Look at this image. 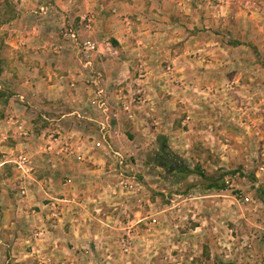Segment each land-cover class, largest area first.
<instances>
[{"label": "rangeland", "instance_id": "374dc122", "mask_svg": "<svg viewBox=\"0 0 264 264\" xmlns=\"http://www.w3.org/2000/svg\"><path fill=\"white\" fill-rule=\"evenodd\" d=\"M85 1L0 0V246L22 233L31 253H6L7 263L0 253V264H53L52 255L34 245L50 229L76 251V264H264V171L258 170L264 165V90L254 86L258 79L246 87L247 78L231 73L199 79L170 68V80L163 64L156 90L138 63L132 89L123 93L130 101L144 85L148 98L133 102L132 118L112 122L107 143L98 145L100 116L85 103L89 69L70 60L67 44L61 53L54 49L64 24L78 25L85 13L97 16ZM200 54L190 53V66L208 64ZM49 133L60 137L52 152L45 149ZM61 145L72 153H60ZM112 151L124 156L121 165ZM99 158L104 166L97 171ZM118 173L145 185L162 225L130 252L119 247V222L126 214L146 215L148 202L138 205L133 194L107 187ZM85 213L90 227L83 233L95 237L88 235L91 249L82 252L89 241L84 235L69 240L76 221L69 216ZM251 240L252 248L244 246Z\"/></svg>", "mask_w": 264, "mask_h": 264}, {"label": "crops", "instance_id": "0c3cea01", "mask_svg": "<svg viewBox=\"0 0 264 264\" xmlns=\"http://www.w3.org/2000/svg\"><path fill=\"white\" fill-rule=\"evenodd\" d=\"M94 1H85L86 7L97 11V16L92 29L84 35L97 43V55L102 53V49L104 51L100 56L101 62H97V57L95 62L102 66L104 87L113 96L124 95L127 87L132 89V75L138 63L144 64L149 84L152 79V88L155 86L156 90L160 87V76L164 74L158 73L163 64H169L177 75L189 78L231 73L232 77L247 78L246 87L253 85V79L257 78L260 84L254 86L264 90V0H100L99 5ZM58 39L60 41L59 36ZM69 48L70 60L78 64L75 51L71 46ZM201 51L209 57L208 64L196 62L197 65L190 66V53L200 58ZM156 76L159 79L154 82ZM59 77L61 79L64 75L61 73ZM242 84L236 91L244 88ZM85 92V103H88V85H85ZM121 120L128 122L123 113L120 114ZM98 136L103 139L107 134L100 131ZM98 164L100 167L95 169L100 171L104 166L102 158ZM22 216L26 217L25 214ZM87 216L86 213L79 218L74 214L69 216V220L76 218L75 223L69 225V240L74 241V236L84 235L89 241L87 246H82V252L91 249L88 235L95 237L90 231L87 235L83 233L90 227V217ZM140 217L138 212L134 219ZM100 220L105 219L99 217ZM50 230L44 241L33 242L34 245L47 256L52 255L53 264H76L73 247L64 245L53 229ZM13 238V243L0 246V253H5V263L9 252L22 249L26 254L23 258H29L31 254L24 241L25 234L13 233Z\"/></svg>", "mask_w": 264, "mask_h": 264}, {"label": "built area", "instance_id": "2783aa9c", "mask_svg": "<svg viewBox=\"0 0 264 264\" xmlns=\"http://www.w3.org/2000/svg\"><path fill=\"white\" fill-rule=\"evenodd\" d=\"M79 18L78 25L75 26L73 22H70L68 24H64L59 29L58 36L60 41L54 45V49L55 52L61 53V51H63L65 48V44L71 46L76 53V57L78 58L80 65L89 69L86 85H88V94L90 96L88 98L87 105L99 113V129L100 131L106 133L107 129L111 128V123L117 122L119 120L121 113H123L126 118H132V103H145L148 98V89L144 85H138L137 89L131 95H129L131 98L130 101L125 99V95L118 97L116 95L113 96L106 90L103 84L102 71L94 66L95 58L98 53L97 43L90 37L84 35L86 31L92 29L94 17L89 13H85L81 14ZM139 70H141V64L139 65ZM166 73L168 76H170V80H174L169 66H167ZM139 76L141 77L139 80L142 81L143 74H139L138 77ZM71 85L74 84L71 83ZM18 128L21 129L20 133L27 134V131L22 130L21 125H19ZM47 136L48 143L45 145V149L46 151L52 152V143L57 141L60 137L54 133H49ZM106 139L107 137L105 138L104 136L102 140L97 138V144L101 145V141L107 142ZM61 148H64V151L60 150V153H72L71 151L69 152V149L65 145H61ZM112 152L114 156L116 155L118 157V164L121 165L124 161V156L122 153L119 151ZM56 153L58 154L59 151ZM80 155L81 154H79V156ZM258 170L264 171V165H260ZM107 187L112 188L113 191L125 190L127 193L133 194L134 196L138 197L135 199L138 205H141L145 200L148 202V211L146 215L141 216L139 219H134L130 218V216L126 214L125 218L120 220V225L118 228H120L122 233L118 237V244L123 252H130L140 237L143 239L144 237L153 236L162 230V225L159 218L157 217V213L151 212L152 203L150 202L152 201L146 199V187L143 183L137 180H130L124 177L121 173H118L117 179L113 182H109ZM239 197L248 200V198L243 197L242 194H239ZM176 206H178V204H174L169 208L173 209ZM176 211H180V208L177 207ZM176 217V215L172 216V219L175 220ZM260 239L264 244V233L260 236ZM244 246L247 248H252V240L244 243ZM202 264L214 263H211L210 261H204Z\"/></svg>", "mask_w": 264, "mask_h": 264}]
</instances>
